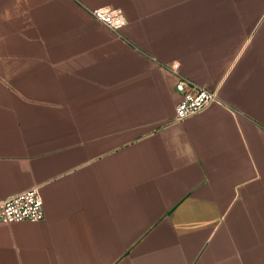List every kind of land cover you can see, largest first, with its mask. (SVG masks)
<instances>
[{"label": "crops", "instance_id": "obj_1", "mask_svg": "<svg viewBox=\"0 0 264 264\" xmlns=\"http://www.w3.org/2000/svg\"><path fill=\"white\" fill-rule=\"evenodd\" d=\"M175 63L219 98L180 122ZM34 188L0 264H264V0H0V201Z\"/></svg>", "mask_w": 264, "mask_h": 264}, {"label": "built area", "instance_id": "obj_2", "mask_svg": "<svg viewBox=\"0 0 264 264\" xmlns=\"http://www.w3.org/2000/svg\"><path fill=\"white\" fill-rule=\"evenodd\" d=\"M92 14L99 22L115 31L121 29L126 23L123 13L118 9L97 8L92 10ZM172 68L178 75L176 89L181 93V99L176 106V121H184L197 115L219 100L216 91L209 90L181 75L178 63H175ZM44 218V201L37 188L23 191L0 201V223L11 224L27 220L38 222Z\"/></svg>", "mask_w": 264, "mask_h": 264}]
</instances>
